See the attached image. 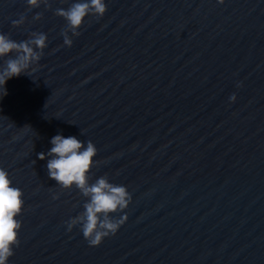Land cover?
<instances>
[{
    "label": "water",
    "instance_id": "obj_1",
    "mask_svg": "<svg viewBox=\"0 0 264 264\" xmlns=\"http://www.w3.org/2000/svg\"><path fill=\"white\" fill-rule=\"evenodd\" d=\"M71 2L0 0V32L48 35L0 99V167L24 199L10 264H264V0H107L68 47ZM57 134L92 141L93 180L132 195L99 247L67 230L85 198L38 159Z\"/></svg>",
    "mask_w": 264,
    "mask_h": 264
},
{
    "label": "clouds",
    "instance_id": "obj_2",
    "mask_svg": "<svg viewBox=\"0 0 264 264\" xmlns=\"http://www.w3.org/2000/svg\"><path fill=\"white\" fill-rule=\"evenodd\" d=\"M222 2V0H221ZM28 10L48 7L47 0H26ZM107 0H72L67 8H58L55 15L64 19L67 31L62 32L64 45L71 47L73 37L90 16L103 17L107 13ZM39 14L33 19L38 20ZM21 14L13 26L24 25ZM69 33L71 35H69ZM48 47V35L31 32L27 39L16 41L0 32V99L6 96L7 82L21 75H30ZM235 102V94L229 97ZM46 153H38V159L46 161L47 175L65 190L76 189L85 198L83 211L66 221L69 232L78 228L91 247H99L106 238L116 235L127 222L125 214L132 202V195L122 184L110 182L107 175L93 180V169L98 165V149L92 141L84 142L77 136L57 134L50 139ZM57 197H54V199ZM24 199L8 171L0 167V264H10L14 249L19 245Z\"/></svg>",
    "mask_w": 264,
    "mask_h": 264
}]
</instances>
